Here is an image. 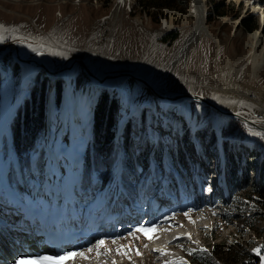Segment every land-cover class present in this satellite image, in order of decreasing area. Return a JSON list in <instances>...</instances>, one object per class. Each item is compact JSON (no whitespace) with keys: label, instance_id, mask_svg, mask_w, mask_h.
<instances>
[{"label":"rangeland","instance_id":"obj_1","mask_svg":"<svg viewBox=\"0 0 264 264\" xmlns=\"http://www.w3.org/2000/svg\"><path fill=\"white\" fill-rule=\"evenodd\" d=\"M137 2L138 0H125L120 7L121 11L116 12V0H0V25L7 29L0 31L1 116L12 103L9 118L0 132V186L6 183L0 190L2 220L5 221L6 218L4 210L9 206L19 205L20 201L33 213L31 209L38 203L41 189L46 182L47 152L54 143L58 129L61 132V142L66 145H69L70 138L81 139V159L89 138L92 101L103 90H107L118 102L117 136L126 121L138 123L142 112L145 114V122L157 127L155 132H152L153 129L146 130L154 145L155 141L162 144L175 136L178 139L182 134H188L192 129L206 123L217 138L220 129L223 132L222 139L229 138V145L235 150L239 149L244 157L246 155L237 146L238 143H241L240 140L253 143L256 139L262 145L257 147L260 152H256V148L252 156L258 154V159L264 158V68L260 74L252 75L246 55L249 46L245 47L250 35L259 28V14H250L246 4L242 2L204 0V23L212 36L208 38L201 35L197 44L189 48L185 58L170 65L183 48L193 27L194 18L188 13L191 0H186L183 9L161 10L160 16L155 14L156 11L148 16ZM220 3L222 6L215 10V5ZM260 3V7L264 8V0H260ZM226 18L228 20L224 21ZM249 18H252L250 30ZM236 20L239 22L233 28L232 23ZM244 20H248L246 26L243 25ZM169 22L172 23L170 28L163 25ZM260 31L264 35V28ZM213 37L219 39V44L216 45ZM16 55L20 58L35 56L36 61L50 71H54L53 68L55 71L62 70L65 66L72 65L75 60L80 61L92 77L78 63L73 64L76 67L72 74L74 103L72 109L66 111L65 86L60 74L55 79L45 75L42 67H34L29 78L23 80V65L17 62ZM113 74L133 75L149 86L153 85L154 91L169 97L192 95L214 106L222 98L221 89L231 88V85L241 92L251 89L253 96L257 98L242 97L236 112L232 113L235 115L234 119L217 114L199 101L183 99L164 103L147 86L130 78L118 79L108 88L100 87L94 79ZM36 76L44 77L47 81L45 117L47 116L49 133L46 139L37 143L43 150L41 160L38 151L33 153L30 167L26 170L30 174H36L24 178L20 173L22 169L17 168V159L8 146V125L15 107ZM56 84L60 85L62 92L59 105H54L51 99ZM242 119L258 125L259 128ZM229 121L233 122L228 125ZM172 123L174 125L171 128L161 133L162 129L158 124L170 127ZM245 147L247 151L251 150L249 144ZM161 159L165 160L162 156ZM195 162L185 161L184 165L187 167L189 163L194 165ZM197 162L200 163L199 176L203 187V194L199 198L202 200L200 209L193 207L179 211L174 217L152 227L153 231L146 232L137 231L139 228L132 230L139 227L140 221L145 219L143 213L131 211L133 214L128 216L119 213L116 225L120 231L113 236L106 237L105 233L101 238L90 237L75 249H67L60 254H55L59 249L56 248L51 256L65 257L63 264H193L189 257L200 263L212 261L214 264H251L253 257H256L260 258L259 264H262L264 196L260 198L248 188L245 192L238 193L232 201H224L220 198L217 186L210 180L216 172L209 164L212 163L211 158L208 156L205 162ZM39 163L41 171L36 166ZM80 168L81 166L77 168L70 199L64 207L63 219L66 222L74 219L73 211L79 212L84 218H95L101 216L102 210H112L113 206H117L110 202L112 196L113 200L118 199L117 173H113L96 193L89 189L83 193L77 191L76 184ZM221 178L219 176V183ZM166 190L161 179L159 186L148 193V198L158 199L161 206H164L168 204ZM182 191L187 196L189 188L185 187ZM12 192L16 194L15 197L11 195ZM167 192L178 199L176 192ZM8 194L12 199L11 205ZM72 198L78 201L73 203ZM11 213L8 220L14 215V212ZM148 223L149 220L146 225ZM131 224L138 225L134 227ZM101 228L108 230L106 224ZM170 233L177 236L164 245L158 237L163 238ZM103 240H106L103 245L97 247ZM159 241L161 242L158 245L153 246V243ZM256 249H259V253L254 251ZM68 253L76 255L69 258L66 256ZM81 253L83 255H79Z\"/></svg>","mask_w":264,"mask_h":264},{"label":"trees","instance_id":"obj_2","mask_svg":"<svg viewBox=\"0 0 264 264\" xmlns=\"http://www.w3.org/2000/svg\"><path fill=\"white\" fill-rule=\"evenodd\" d=\"M185 3L186 0H138L137 5L148 16L153 14L152 11H156L155 14L160 16L161 10L183 9ZM221 6V3L215 5V10ZM249 19L251 20L252 18ZM244 21L243 25L246 26L248 20ZM251 23L252 20L249 22L248 30H250ZM46 94V79L44 77H34L33 82L22 95L20 102L10 116V123L8 125L10 142L8 146L11 148L13 156L16 157L17 163L19 164L17 168L22 169L20 173L24 178H29L33 174H36H30L26 171L30 167L32 154L38 151L40 160L43 155V150L37 146V143L41 142L44 137ZM1 98L2 94L0 89V108ZM61 98L62 92L60 85L56 84L53 89V95H51L52 103L59 105ZM118 109L117 99L110 95L107 90L101 91L94 99L91 108L90 135L81 158L77 191L84 193L89 189L90 192L96 193V190L117 169L121 192L118 201L113 200V203L116 205L120 204L117 206H120L126 212L129 210L128 207L131 206L137 210H141L140 207L142 204L151 200L148 198V193L159 186L161 179L168 191L178 194L177 200L186 198L182 196V194H186L182 189L188 187V194L192 197L189 202L196 204L199 198L193 194V191L197 190L202 194L199 171H196L195 174L188 175L182 165L181 158V153L187 152L188 143L186 141L188 135L186 133L182 134L179 140L176 137H172V139L170 138L168 141H165L166 144L165 142L158 144L155 141L156 145H154L150 141V136L146 130L147 128L150 131L153 129L152 132H155L154 130H157V127L147 124L145 122V114L141 112L138 123H132L129 120L126 121L119 136L116 137ZM232 122L229 121L228 125ZM195 137L196 143L200 147L199 150L203 149L201 146V138H205L208 140V144L211 145L214 154L216 155L218 153L216 145L217 136L209 124L205 123L202 131L197 133ZM253 144L255 149L262 145L256 139H254ZM148 152L149 155H147ZM222 154L228 199L232 201L238 193L245 192L248 188L252 194L260 198L263 197L264 162L256 163L255 181L249 187V170L246 165L244 164L238 170L239 163L244 158L235 151H232V147L226 142L223 143ZM161 156L166 161L164 160L163 165H161L162 169L160 170L159 164H161ZM259 160L264 161V158ZM36 166L41 171L42 167L40 163L36 164ZM168 201L174 203L173 195H169ZM116 210L118 211L120 209L116 207ZM189 259L193 264H214L212 261L200 263L198 260L190 257ZM259 263L260 258L253 257L251 264Z\"/></svg>","mask_w":264,"mask_h":264},{"label":"bare ground","instance_id":"obj_3","mask_svg":"<svg viewBox=\"0 0 264 264\" xmlns=\"http://www.w3.org/2000/svg\"><path fill=\"white\" fill-rule=\"evenodd\" d=\"M231 1L236 2V3H239V2L245 3L246 9L250 14H253V15L256 14L257 16L259 14V17H260L259 28L260 29L258 28L255 32H253L250 35L248 42L245 44V47L249 46V51H247L246 55L248 57V62L250 64L249 65L250 72L252 73V75H258L264 68V35L260 31L261 28H264V8L259 7L260 5L258 3V0H230V2ZM203 2L204 0H191V4L189 5V8H188V13L191 14V16L194 18L191 34L189 35L191 40L188 43V47L190 45L192 46V45L197 44V41L198 39H200L199 37L201 35H204L208 38L212 36L210 32H208L207 27L205 26V23H204L205 17H204L203 10H205V7L203 6L204 5ZM116 3L118 4V0H116ZM120 11H121V8H118V10H116V12H120ZM227 20L228 18L224 19V21H227ZM238 22L239 20H236V22L232 23L233 24L232 27L234 28V26L238 24ZM171 24L172 23L170 22L163 23V25L168 28L171 27ZM193 39H196L195 44L193 43ZM213 39L216 45L219 44L218 38L213 37ZM184 50L182 48L179 51V54L177 55V57H175L174 61L170 65H174L180 59H183L186 57V50L185 51ZM28 59L30 61L35 62L37 57L32 56ZM73 64L75 65V63ZM22 65H23V69H22L23 80H27L30 74L34 70V63H27V64H22ZM74 65H69V66L67 65L68 68L67 66H65L62 70H58V71H55L54 68H53L54 71H50L46 68L48 74L50 73L60 74L59 77L64 82V86H65L64 88L65 89L64 108L66 109V111L71 110L73 103H74L73 95H72V92L74 91V88H73L74 79L72 77L73 76L72 74L74 73L76 69ZM71 66L73 68L70 69L69 67ZM52 76L55 78L58 77V75H52ZM113 82L114 81L106 82V86L112 85ZM231 86H232L231 88L221 89L222 90L221 93H223L222 98L217 102V106H215L218 109L223 110V111H228L231 113H235L237 108L240 105L241 99H243L242 97H252V99L257 98L253 96L251 89L241 92L237 88H233L234 87L233 85ZM152 87L154 88L153 85ZM15 98L12 99V102L15 101ZM11 106H12V103H10L7 110H5L1 116V118H4V120L2 124L0 125V132H2L1 131L2 127L3 125H5V123L7 122L9 118ZM77 138L78 137L74 139L70 138L68 140L69 145H66L65 143L61 142L60 129H58L55 132L54 143L52 144V146L49 148L47 152L48 164L46 168V182L41 189L42 194L38 200V203L33 207V213L37 215L41 220L48 218V221L57 223L56 221H58L59 218L61 217L62 211L65 207V203H67V200L70 197V194L72 191L71 189L76 179L77 168H78L79 159H80L79 145H80L81 139L80 138L77 139ZM217 175H218V178L216 177V181L214 183L218 182L219 184V176L221 177V175L219 174ZM194 227L197 228V226H194ZM176 236H177L176 234L170 233L166 237H163V238L158 237V238H161V241L164 243V245H166L167 243H169L171 238H176ZM161 241H159L158 243L157 242L153 243V246L158 245ZM46 242L49 245L45 246V248L42 249L43 257L51 256L52 253L55 251L56 248L59 247V244H60V241L50 242L49 239H46Z\"/></svg>","mask_w":264,"mask_h":264},{"label":"water","instance_id":"obj_4","mask_svg":"<svg viewBox=\"0 0 264 264\" xmlns=\"http://www.w3.org/2000/svg\"><path fill=\"white\" fill-rule=\"evenodd\" d=\"M124 0H118V8L121 7L122 3H123ZM191 34V33H190ZM190 36L188 37L187 41L184 43L183 45V50L185 49L186 50V53H188V50H189V46L188 47V43L190 42ZM195 41L196 39H193V43L195 44ZM184 50V51H185ZM1 51V50H0ZM16 59H17V62L20 63V64H27V63H34V67L38 68V67H42L43 71H44V74L45 75H48V76H52V75H59L57 73H53V74H48L47 72V69L46 67H44L42 64H39L37 61L33 62V61H30L28 58H20L16 55ZM73 63H78L82 69L84 70V72H86L89 76L92 77V75L89 73V71L86 69V67L84 66V64L80 61H74ZM72 63V65H73ZM70 69L73 68V67H69ZM44 75V76H45ZM126 79V78H130L132 79L133 81L137 82V83H142L143 85L147 86L151 92L153 94L156 95L157 99L160 100V101H163L164 103H173L175 101H178V100H193V101H199L200 103H203L204 105L206 106H209L212 110H214L217 114H220V115H225V116H228V117H231V118H234L233 116H235L234 114L232 113H227V112H224L220 109H218L217 107H215L214 105L208 103L207 101H205L204 99L202 98H199V97H196V96H192V95H182V96H179V97H169L168 95L164 94V93H159V92H156L152 89L151 86H149L147 83H145L144 81H142L141 79H139L138 77L136 76H133V75H121V74H113V75H109V76H105L103 78H95V81L97 82V84L100 86V87H103V88H108V86H106V82L108 81H116L118 79ZM56 79V78H55ZM65 91V90H64ZM157 93V94H156ZM236 118H240V117H236ZM235 119V118H234ZM243 121H246L244 119H242ZM47 118H45V122H44V133H45V139L47 138L48 136V130H47ZM3 122V119L1 118L0 119V125L2 124ZM247 123L253 125L254 127L256 128H259L258 125L256 124H253L252 122L250 121H246Z\"/></svg>","mask_w":264,"mask_h":264},{"label":"snow or ice","instance_id":"obj_5","mask_svg":"<svg viewBox=\"0 0 264 264\" xmlns=\"http://www.w3.org/2000/svg\"><path fill=\"white\" fill-rule=\"evenodd\" d=\"M5 27L3 25H0V31H6ZM33 51H37V49H33ZM137 231L140 232H146V231H153V229L145 230L143 228L137 229ZM104 241H100L97 245V247L102 246ZM255 252L259 253V249L254 250ZM76 255L75 253H68L66 254L67 257H72ZM79 255H83L82 253ZM65 257H51V256H44L38 258L36 261L32 262V264H63ZM262 264H264V256L261 257ZM16 264H29L26 260H17Z\"/></svg>","mask_w":264,"mask_h":264}]
</instances>
